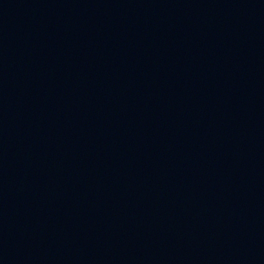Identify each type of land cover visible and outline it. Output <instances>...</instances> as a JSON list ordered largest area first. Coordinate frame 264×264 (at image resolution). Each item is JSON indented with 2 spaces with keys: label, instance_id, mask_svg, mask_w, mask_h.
I'll use <instances>...</instances> for the list:
<instances>
[{
  "label": "water",
  "instance_id": "water-1",
  "mask_svg": "<svg viewBox=\"0 0 264 264\" xmlns=\"http://www.w3.org/2000/svg\"><path fill=\"white\" fill-rule=\"evenodd\" d=\"M0 264H264V0H0Z\"/></svg>",
  "mask_w": 264,
  "mask_h": 264
}]
</instances>
